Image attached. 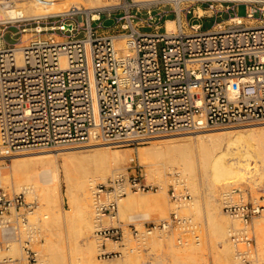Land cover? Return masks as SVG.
Returning a JSON list of instances; mask_svg holds the SVG:
<instances>
[{"label": "built area", "instance_id": "obj_1", "mask_svg": "<svg viewBox=\"0 0 264 264\" xmlns=\"http://www.w3.org/2000/svg\"><path fill=\"white\" fill-rule=\"evenodd\" d=\"M170 1L171 31L166 19L162 28L158 25L167 15L160 9L167 0H123L36 18L55 23L35 27V32L50 33L20 46L0 39V155L71 143L131 145L167 134L264 122V23L245 22L264 19V0ZM182 2L193 5L180 7ZM240 4L245 16L236 12ZM222 12H232L226 23L222 19L202 29L203 17ZM104 19H112L111 25L103 27ZM14 22L19 21L0 18V25ZM153 187L139 165L89 186L98 258L143 248L154 230L198 239L196 224L175 211L141 230L129 224L132 244L121 225L105 224L127 192ZM230 187L219 198L221 210L239 223L228 231L236 258L249 261L254 255L250 223L264 204L248 199L243 186ZM168 192L176 208L191 202L179 171L169 173ZM33 207L24 191L0 187V264L37 261L32 244L38 234L28 220ZM14 241L21 254L2 255ZM107 241L119 242L123 250L108 249Z\"/></svg>", "mask_w": 264, "mask_h": 264}, {"label": "bare ground", "instance_id": "obj_2", "mask_svg": "<svg viewBox=\"0 0 264 264\" xmlns=\"http://www.w3.org/2000/svg\"><path fill=\"white\" fill-rule=\"evenodd\" d=\"M1 1L2 0H0V2ZM83 1L86 2V6L81 5L79 0H25L20 8L11 6L1 11L4 16L3 18L23 21L60 14L70 8L82 10L96 7H110L116 4V0ZM133 1L150 2L154 0ZM173 1L176 3L178 0ZM165 28L168 31L174 30V20H165ZM25 29L26 28H23L22 30ZM124 44V41L121 39L117 40L118 48H123ZM240 125L241 126L235 129H218L217 127L201 129L191 132L193 133L191 135L188 133V135H186L184 132H181V134L184 133L186 136L183 135L179 137L161 136L157 138V140L151 139L150 146L139 147L136 151V157L145 165V175H147V178L153 180V182L155 180L159 184L160 189L151 191V193L149 192L150 194H126L118 200L119 209L121 210L127 207L131 209V207H134L138 210L141 206H149L158 210L160 209L158 207H161V205H166L168 203L166 198V170H178L182 173L183 179H187L186 173H189L192 169V158L190 154L193 150L200 154L206 165H209L206 192H208L207 194L210 199L216 200L217 195L220 197L221 194L231 188L230 186L232 185L249 183L251 186L255 185L256 187L257 185L258 188L264 187V126H257V124L253 123ZM228 128L230 127L228 126ZM106 145L107 144L103 146L101 143L94 142L88 145L92 150L90 155L94 159H91V163H93L94 167L89 164H82L80 159L76 158V155L71 152H62L59 155L56 151L47 152L45 150H40L32 155H0L4 158L9 157V159L12 160H10L12 163L10 162L9 168L6 166L8 169L0 168V179L12 180L15 189H21L25 193L34 194L50 215L48 220H45L46 225L49 224L51 226L54 218L60 217V212H62V214L64 213L63 217L68 219L73 215L74 210L77 211L82 227L81 235H79L82 237L81 240L79 238L80 241L77 243L79 252L78 258L81 264L101 263L96 262L95 250L97 249H95L96 244L91 235L93 225L89 222V216L92 213V208H90L92 206L88 187L93 184L94 181L96 182L97 178L103 181L108 174L114 175L119 172L118 168L114 167V165L125 162L132 157L129 151L118 153L115 150H110ZM68 148L73 149L74 147H66V149ZM85 153L87 152L85 151ZM58 156H60L59 159ZM44 172H50V175H44V178L49 175V180L45 183L43 181L45 179L39 177L40 183L38 176ZM61 178L64 180L66 186L64 194L68 199L67 210H62L61 208V194L63 193L59 189ZM149 180L148 182H150ZM76 202H78L77 205L75 204ZM214 203L215 202L210 203L211 207L209 206L210 210L208 212V221L211 225V231H209L211 234V246L206 248L205 245H203L205 244L204 242L203 244L199 242H197V244L187 242L186 246L183 248L168 247L169 250L167 255L172 262L183 264L201 260L207 263L210 262L209 264H240L232 254V248L228 238L230 225L227 226V220L221 216L220 201ZM189 207H193V205ZM104 222L105 224L113 225L112 220L108 221L107 218L104 219ZM255 222H257L261 228H264L262 227L264 226V210H262L260 217L255 219ZM237 223L233 224V226L238 227L239 223ZM50 226L47 227V229H50ZM153 232H155V230ZM156 233H150L151 235L149 236L150 242L155 246L160 242L158 241L160 239H157L158 234ZM45 241L48 244V246H45L47 249L50 247L49 245L52 239L46 237ZM108 245H110L109 242ZM52 246L53 245H51V247ZM106 247L110 249L112 246H109L110 248L108 246ZM16 248L13 250L17 251ZM69 248L72 247L70 246ZM50 250L48 251L50 252ZM48 257L47 255V259ZM51 259L50 261H53V259ZM57 259L56 263H58ZM141 259L140 253L127 254L126 252L121 259L107 264H138V261ZM64 262L66 263V260ZM37 264H48V262L46 259L40 258Z\"/></svg>", "mask_w": 264, "mask_h": 264}, {"label": "rangeland", "instance_id": "obj_3", "mask_svg": "<svg viewBox=\"0 0 264 264\" xmlns=\"http://www.w3.org/2000/svg\"><path fill=\"white\" fill-rule=\"evenodd\" d=\"M25 0H2L0 2V18L4 17L2 15V9L7 8V7H17L20 8L21 4H23ZM109 1V0H108ZM112 1V0H110ZM118 2H122L123 0H116V3ZM165 1V0H164ZM168 3H166L164 6H161L160 9L163 10V13H166L167 15L162 16L161 20L158 21V25L161 26V28L163 27V19H173V12H172V8H173V4L172 1L167 0ZM79 2H81V5H87L86 2H84L83 0H79ZM170 3V4H169ZM186 4H191L193 5V3L191 2H182L180 3V7H183ZM196 4V3H194ZM236 12L238 15L241 16H245V5L244 4H240L237 6ZM232 14V12L228 13V12H222L220 15H213L211 17H203L200 22L202 23V29H206V28H210L213 24L214 21H218V20H222L226 17H228V15ZM140 17H142V19L145 18L144 15H140ZM153 19L154 21L155 16L153 15ZM51 21H54V19H50ZM227 21V20H226ZM226 21H223L224 23H226ZM152 21H150L151 23ZM248 24H251L252 21H245ZM55 22H50L48 23V21H46V19H39V20H25V21H19V22H14V23H10V24H1L0 25V31L3 33V36L0 38L2 43L4 44H16L17 46L23 45L25 43H27L29 41V39H31L34 36H44V35H48L50 33V31H41V32H35V27L39 26V27H48L50 25H52ZM103 27H108L111 25L112 23V19H104L103 20ZM144 24H146L147 22H143ZM189 16H186V19H184V28L186 31L189 30ZM252 25V24H251ZM216 26V25H214ZM23 28H26L25 30H22ZM107 29V28H106ZM111 29V28H110ZM148 29V28H147ZM57 33H60V31H57ZM56 33V34H57ZM248 124V123H247ZM253 124H257V126H264V122H259V123H253ZM238 126H241L240 124L237 125H230L228 128V126H224V127H217L218 129H235ZM216 128V127H215ZM186 135H191L193 133H189V132H184ZM184 133H178V134H167V135H163L166 137H179V136H186ZM188 133V134H187ZM159 137H154L151 138L152 140H157V138ZM151 139H149L148 141H145L143 143H139V144H131V145H114V144H107L106 146L109 147L110 150H115L118 153H122L124 151H129L131 154V159L126 160L125 162L119 163L114 165V167L118 168V171H130L131 167L133 165H139V167L141 168L142 172H143V179L146 183H150L152 185H154V187L148 191H143V192H129L126 193L128 194H138V195H143V194H150L151 191H155L156 189H160L159 184L154 180H149L147 178L146 174V167L145 165L136 157V151L139 147L142 146H150V141ZM93 142L90 143H86V144H77V143H71V144H66V145H60V146H51V147H47V148H43L40 149L41 151H47V152H57L59 155L64 152V153H73L74 155H76V158L80 159L82 164H89L90 166L94 167L93 163H91V159H93V157H91L90 152L91 147H88L89 144H91ZM95 143V142H94ZM103 146H105L106 143H101ZM74 147L72 148H68L66 149V147ZM84 147V148H83ZM83 148V149H82ZM78 149V150H77ZM40 150H34V151H28V152H23V153H16V154H10L11 156H15V155H32L35 154L36 152L40 151ZM67 150V151H66ZM72 150V151H71ZM76 150V151H75ZM85 151L87 153H85ZM79 152V153H78ZM89 152V153H88ZM81 153V154H80ZM191 158H192V169L190 170L189 173H186V178L184 179L185 183H186V188L188 190V193L191 196V202L189 204V206L193 207H189L188 205L186 207H180V208H176L174 203L172 202L170 196H169V192H168V175L169 173H171L172 171L166 170V191H167V200L168 203L166 205H161V207H158L160 209H154L152 207L149 206H141L138 208H132L129 209L127 208H122L121 210L119 209V202H118V207H117V211L115 214V217L112 218V224L113 225H121L123 227V229L125 230V237H126V241L128 244H132V240H131V235H130V230L128 225L129 224H133L137 229L141 230L144 228V226H148L150 225V223H158L163 219H167L170 215L171 212L175 211L176 213L180 214V215H185L191 218L192 222L194 224H196V230H197V234H198V239H194L193 236L187 234V235H182L180 236L176 231H170V232H165V231H158L155 230V232H152L153 234L156 233L157 235V239H160L158 241L159 244L156 246L152 245V243L150 242V235L146 238V242L143 248H140L138 250H135L134 253H140L142 259L140 261H138V264H178L175 262H172L171 259L169 258V256L167 255L168 253V247H179V248H183L186 246V243H191L193 242V244H197V242L202 243L203 242L205 244V247L208 248L211 245V234L209 231L210 230V222L209 220V210H210V203L211 202H215L218 201L219 202V196L217 195L216 200H212L208 197V192H206L207 190V174L209 171V165H206L203 158L200 156V154H198V152H196L195 150L192 151V153L190 154ZM90 157V158H87ZM60 158V156H58V159ZM89 159V160H88ZM2 160V161H1ZM11 159H9V157H1L0 156V168L1 169H5V168H9V164ZM163 160V159H162ZM140 161V162H139ZM89 162V163H88ZM93 162V161H92ZM12 163V162H11ZM2 166V167H1ZM7 166V167H6ZM7 168V169H8ZM144 169H145V173H144ZM262 170V169H261ZM117 171V170H116ZM178 171V170H175ZM45 174H49L50 172L46 173H42L40 176H38V180L41 183L39 177H43L41 179H45L43 180L45 183L49 180V175H47V177L44 178ZM182 174V173H181ZM43 175V176H42ZM112 174H108L104 180L102 181V179H96V182H104L106 180V178L111 177ZM3 180V181H2ZM100 180V181H99ZM148 180L150 182H148ZM42 181V182H43ZM0 187L3 188L6 191L9 192H19L21 191V189H15V185L12 182V180H5V179H0ZM95 182V181H94ZM14 185V186H13ZM241 186H243L246 189L247 192V196L248 199H253L255 201H257L260 204H264V187H255V185L251 186V184L249 183H242ZM255 187V188H253ZM65 182L64 180L61 178L60 179V186L59 189L61 192H63L61 194V208L62 210H67V197L64 194L65 191ZM254 189V190H253ZM88 191H89V187H88ZM150 192V193H149ZM207 194V195H206ZM25 199L27 201H33L34 202V207H33V211L32 213H30L28 215V220L29 222H32L36 225V230H37V234H38V240L36 239L35 243L32 244V248L37 252L38 254V259L35 262L36 264L39 262V259H46V261L48 262V264H81L79 258H78V247H77V243L81 240L82 236L81 235V225H80V220H79V216L77 215V211L74 210L73 215L70 218H65L63 217L64 213L62 214V212H60L59 214V218L56 217V219L54 218V221L51 223V226L49 224H45V220H48V218L50 217V215L47 213L46 209L44 208V205H42L39 202V199L36 198V196H34V194L32 193H25ZM91 199V198H90ZM211 201H210V200ZM78 201V200H76ZM78 202H76L75 204L77 205ZM214 203V204H215ZM40 205V206H39ZM220 205V203H219ZM43 206V207H41ZM92 206V205H91ZM210 206V207H209ZM189 207V208H188ZM92 208V207H90ZM150 208V209H149ZM221 208V205H220ZM153 209V210H152ZM164 209V210H163ZM160 210V211H159ZM162 210V211H161ZM221 211V216L224 217L227 221L226 224L227 226H231L233 224H236L238 221H234L231 220L222 210ZM91 214L89 216V222L93 225V210L91 209ZM150 213V214H149ZM262 214V211L260 212L259 215H257L256 217H254L250 223V229L251 232L253 234L254 237V245H253V251H254V255L253 257L249 260V261H241L239 259L236 258L235 256V251H234V247L229 239V243L231 245L232 248V254L234 255V258L239 261L240 264H264V228H261V226L255 222L256 218H259L260 215ZM257 223V224H256ZM238 224V223H237ZM50 226V229L47 227ZM258 226V227H257ZM260 227V228H259ZM264 227V226H262ZM259 230V232H258ZM55 236H54V235ZM51 235V236H50ZM92 237L94 238V243L96 244V239L93 233V227H92V232H91ZM164 235V236H163ZM46 237H49V239H52L51 244L49 245L50 247H48L47 249L50 250V252L46 249L45 246H48V244L46 243ZM54 237V238H53ZM178 237H180V241H178ZM1 238V235H0ZM80 238V240H79ZM92 238V239H93ZM229 238V237H228ZM108 242L110 243V245H108ZM114 244V246H113ZM116 244V245H115ZM167 244V245H166ZM209 244V245H208ZM51 245H53L51 247ZM72 248H69L70 246ZM106 245L112 246L110 249H115V250H123L120 245L119 242L116 243H112L110 241L106 242ZM17 247V248H16ZM16 248L17 251H14L13 249ZM15 249V250H16ZM95 249H96V245H95ZM54 251V252H53ZM51 253V254H49ZM126 252H122V254L120 256H116V257H109L106 259H102V258H98L97 257V250H95V255H96V262L98 263H102V264H107V263H111V262H115L118 259H121L123 257V255ZM132 253H128L127 254H132ZM3 254H12L14 256H19L21 254V249H20V244L17 242H11L9 249L7 251H3ZM55 254V256H54ZM47 255L49 256L47 259ZM51 255V256H50ZM57 255V256H56ZM53 259V261H50V259ZM54 257V258H53ZM58 258V259H57ZM51 259V260H52ZM54 259H55V263H54ZM56 259L57 262L56 263ZM60 259V260H59ZM63 259V260H62ZM66 260V263L64 262ZM107 261V262H106ZM34 263V264H35ZM100 263V264H101ZM210 262H203L201 260L199 261H195V262H186L183 264H209ZM181 264V263H179Z\"/></svg>", "mask_w": 264, "mask_h": 264}, {"label": "crops", "instance_id": "obj_4", "mask_svg": "<svg viewBox=\"0 0 264 264\" xmlns=\"http://www.w3.org/2000/svg\"><path fill=\"white\" fill-rule=\"evenodd\" d=\"M227 18H228V17L224 18L223 21H226ZM166 20H167V19H166ZM245 20H247V19H245ZM262 23H264V19L253 20L251 24H252V25H259V24H262Z\"/></svg>", "mask_w": 264, "mask_h": 264}]
</instances>
